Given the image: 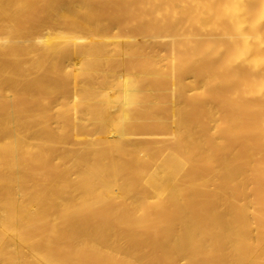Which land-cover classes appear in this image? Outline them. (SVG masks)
Instances as JSON below:
<instances>
[{
  "label": "bare ground",
  "instance_id": "6f19581e",
  "mask_svg": "<svg viewBox=\"0 0 264 264\" xmlns=\"http://www.w3.org/2000/svg\"><path fill=\"white\" fill-rule=\"evenodd\" d=\"M0 264H264V0H0Z\"/></svg>",
  "mask_w": 264,
  "mask_h": 264
}]
</instances>
